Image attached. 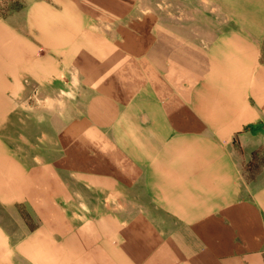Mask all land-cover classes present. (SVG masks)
I'll list each match as a JSON object with an SVG mask.
<instances>
[{
	"label": "crops",
	"instance_id": "crops-1",
	"mask_svg": "<svg viewBox=\"0 0 264 264\" xmlns=\"http://www.w3.org/2000/svg\"><path fill=\"white\" fill-rule=\"evenodd\" d=\"M226 11L206 46L156 21L124 35L119 16L109 33L78 0L0 11V264L264 263V184L239 183L230 150L264 120V0ZM78 87L61 153L29 163L28 103ZM77 187L146 205L81 215Z\"/></svg>",
	"mask_w": 264,
	"mask_h": 264
},
{
	"label": "rangeland",
	"instance_id": "rangeland-1",
	"mask_svg": "<svg viewBox=\"0 0 264 264\" xmlns=\"http://www.w3.org/2000/svg\"><path fill=\"white\" fill-rule=\"evenodd\" d=\"M23 1L0 0V11L6 14L18 7L22 8ZM25 1L28 2L29 0ZM78 1L83 3L85 7L90 8L92 15L101 13V15L106 16V19H103L104 28L109 33H112L114 24H116L115 16L120 17L117 24L118 26L122 25L124 35L135 31L134 28L139 30L140 36L148 35L147 30L152 24L150 22L156 21L160 26L169 28L172 33L186 36L188 40L194 41L202 38V46H206L207 41L218 32L228 28L233 15L232 12L226 11L227 0ZM94 20L96 22L100 21L98 18H94ZM136 20L138 24H136ZM101 22L99 24L102 26ZM74 82L78 85L79 78H74ZM43 95L42 104L37 103L35 105L34 100L32 103H28L26 109L27 122L25 127L27 138L24 143L26 144L29 163L31 159L39 162L33 157L37 153L43 154L42 161L50 159L52 149L53 151L57 149L61 153L65 142L64 134L69 127L76 124L78 117H81L85 110V102L88 99V92L79 90V87L74 92L71 90L61 91L60 89L56 93L54 101L50 97V91L44 92ZM56 114L59 117V139L51 135L57 126L51 123V118H55ZM72 121L75 123L73 124ZM244 132V136L237 135L234 138L230 150L236 163L238 182L245 185V187L253 188L264 184V120L248 125ZM75 196L74 210L81 215H83V212L90 215L99 213L100 210H106L128 217L134 209L146 205V198L141 189H134V191L131 188L124 189L123 193L116 196L109 193L99 194L92 190L77 187ZM0 214H2L1 206ZM25 215L27 221L33 223L30 214L27 212Z\"/></svg>",
	"mask_w": 264,
	"mask_h": 264
}]
</instances>
